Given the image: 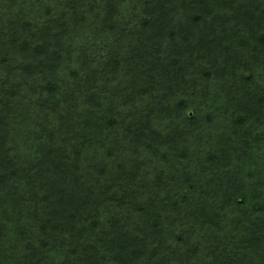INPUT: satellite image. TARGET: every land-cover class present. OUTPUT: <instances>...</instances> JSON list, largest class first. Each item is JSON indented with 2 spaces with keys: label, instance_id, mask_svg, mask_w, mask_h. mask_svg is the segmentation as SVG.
<instances>
[{
  "label": "trees",
  "instance_id": "trees-1",
  "mask_svg": "<svg viewBox=\"0 0 264 264\" xmlns=\"http://www.w3.org/2000/svg\"><path fill=\"white\" fill-rule=\"evenodd\" d=\"M0 264H264V0H0Z\"/></svg>",
  "mask_w": 264,
  "mask_h": 264
},
{
  "label": "rangeland",
  "instance_id": "rangeland-1",
  "mask_svg": "<svg viewBox=\"0 0 264 264\" xmlns=\"http://www.w3.org/2000/svg\"><path fill=\"white\" fill-rule=\"evenodd\" d=\"M20 1H23L24 2V1H27V0H20Z\"/></svg>",
  "mask_w": 264,
  "mask_h": 264
}]
</instances>
